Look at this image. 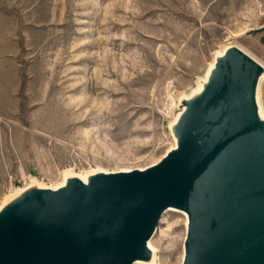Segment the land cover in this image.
Wrapping results in <instances>:
<instances>
[{
    "label": "rangeland",
    "instance_id": "374dc122",
    "mask_svg": "<svg viewBox=\"0 0 264 264\" xmlns=\"http://www.w3.org/2000/svg\"><path fill=\"white\" fill-rule=\"evenodd\" d=\"M233 41L264 62V0H0V203L31 177L157 163ZM258 101L264 115V81ZM185 225L163 213L158 264H181Z\"/></svg>",
    "mask_w": 264,
    "mask_h": 264
},
{
    "label": "water",
    "instance_id": "95a60500",
    "mask_svg": "<svg viewBox=\"0 0 264 264\" xmlns=\"http://www.w3.org/2000/svg\"><path fill=\"white\" fill-rule=\"evenodd\" d=\"M263 68L228 48L143 169L72 179L0 212V264H133L163 213L186 214L181 264H264ZM183 104V105H184Z\"/></svg>",
    "mask_w": 264,
    "mask_h": 264
},
{
    "label": "bare ground",
    "instance_id": "6f19581e",
    "mask_svg": "<svg viewBox=\"0 0 264 264\" xmlns=\"http://www.w3.org/2000/svg\"><path fill=\"white\" fill-rule=\"evenodd\" d=\"M237 36H239V35H232L233 38H236ZM228 44H230V45L223 46V49H221V50L216 52V54L214 55L213 60L209 63V66H208V69H207V71L205 73L203 81L189 95H186V96L184 95V98H185L186 102L194 99L195 97L199 96L202 93V91L204 90V86H205V84H206V82H207V80H208V78L210 76V73L212 72V70L214 68V65H215L216 61L219 58H221L223 56L224 52L230 47H236V48L240 49L242 52H244L246 55H248L250 58H252L255 62H257L264 70V62H262L260 59L256 58L251 53H249V51L246 48H244L243 46H241L237 41H233V42H230ZM261 81H264V71H263V73H262V75L260 77L259 84H260ZM258 88H259V86H258ZM185 104L182 106V109L179 110L177 115L171 121L170 124H171V128L172 129L174 128L175 124L177 123L180 115L185 110V108H186ZM256 105H257V112H258L259 120L264 124V115L261 112L260 104H259V101H258V93L256 94ZM173 136H174V143L172 144L170 149L168 151H166V153L169 152L171 149H173L175 147V145H176V135L174 134ZM137 169H139V168H137ZM143 169H145V168H143ZM143 169H139V170H143ZM130 170L131 169H129V168H123V169L116 170V171H108V170H103V169L99 170L98 169L95 172L93 171V172H88V173H84V174L83 173L82 174H76L73 171L68 170V171H65L63 173L62 181H60L56 185H54V184L53 185L43 184V183H40L36 178H32L31 177L29 182L27 184H25L23 188H19L17 190H14L10 195L6 196L2 200V202L0 203V212L5 210V209H7V208H9L10 206H12L13 204H15L16 202H18L19 200H21V199H23L25 197L34 196V195H36V194H38V193H40L42 191L56 190L58 188H61L62 186L65 185V183L67 181L72 180V179H78V180L82 181L83 183H86L87 180L91 176H94L96 174H110V173H116V172H128ZM168 210H175V209H168ZM176 211H178V210H176ZM181 213H183L185 215V217H186V214L184 212H181ZM186 224H187V218H186ZM150 240L147 242V248H148V251H149L148 260H146V261H136L133 264H135V263H137V264H141V263H144V264H158V262H157L158 258H157V252H156L157 248H156V246H154L150 242ZM183 256H184V248H183ZM183 256H182V259H183ZM138 262H141V263H138ZM181 262H182V260H181Z\"/></svg>",
    "mask_w": 264,
    "mask_h": 264
}]
</instances>
